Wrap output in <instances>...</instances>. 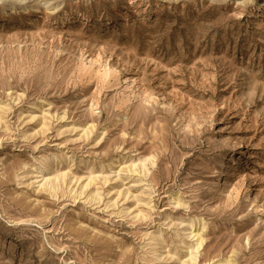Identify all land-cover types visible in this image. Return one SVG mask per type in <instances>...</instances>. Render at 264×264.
Segmentation results:
<instances>
[{"label":"rangeland","instance_id":"obj_1","mask_svg":"<svg viewBox=\"0 0 264 264\" xmlns=\"http://www.w3.org/2000/svg\"><path fill=\"white\" fill-rule=\"evenodd\" d=\"M0 264H264V0H0Z\"/></svg>","mask_w":264,"mask_h":264},{"label":"bare ground","instance_id":"obj_2","mask_svg":"<svg viewBox=\"0 0 264 264\" xmlns=\"http://www.w3.org/2000/svg\"><path fill=\"white\" fill-rule=\"evenodd\" d=\"M117 74L119 75V78H120V73L118 72Z\"/></svg>","mask_w":264,"mask_h":264}]
</instances>
